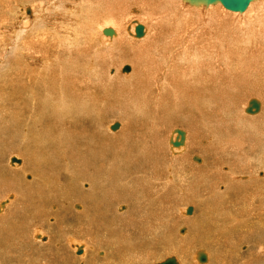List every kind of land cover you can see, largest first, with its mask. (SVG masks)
<instances>
[{"label": "bare ground", "instance_id": "1", "mask_svg": "<svg viewBox=\"0 0 264 264\" xmlns=\"http://www.w3.org/2000/svg\"><path fill=\"white\" fill-rule=\"evenodd\" d=\"M6 1L7 3L5 2L3 4V8L5 7L3 11L5 17L7 16V19L10 18L12 20V27L13 25L17 26L19 22L21 27L17 26L18 28L16 29V34L14 35V39L12 40L14 41V43H11L12 46H9L10 50H7V52L5 51L6 53L3 55V59L4 56L6 57V59H8V57L10 58L8 60L5 59L6 61L0 64V77H3L7 81L6 84H3L1 83L2 78H0V91L4 89L7 83L9 88L14 85L15 81L16 83L21 82L22 85H20V94H18L17 91L14 94L16 96V100H13V98L9 100V105L11 103H14L13 106L16 104L13 109L9 107L3 109L0 108V137H4V135H11L10 137L17 139L18 142H20V145L24 146L23 148L20 147L23 151L22 153L15 152L16 154L9 155L20 156L23 158V162L19 160L21 158L17 159L15 157H8L9 159H6V164L8 161L10 164V166H8V164L6 165L8 167V171L12 173H18L17 175L20 180L16 181L13 179L14 181H12V184L10 183L12 185V188L19 190L22 185L23 187L25 186V188L33 185L36 189L34 193H36L37 196L35 198L36 204L31 203L33 207H31L30 210H28L29 212H27V214L29 213V216L27 215L28 217L26 219V223H24V225L22 224L23 222L21 223L23 225L22 227L19 228L16 226L17 224L15 223L17 221L12 222L15 219V216L11 214L8 218L14 219H11L10 223H7L8 228H0V255H2L1 257L3 262L5 264H25L26 260L32 261V259L29 260L30 258H14L13 256L15 254L10 257L12 254L9 255L10 251L8 250V248L10 249V245L7 247L9 239H6V237L12 235L14 239L16 238V236H13V234H17L18 232H20V234L17 235L21 236L22 234L23 236L24 232L27 231V229H33L32 235L29 236L26 234L27 236H29V238H27L28 242H26L27 239L25 241L27 243L26 245H35L37 247L36 251L40 254L41 252H49L50 254L48 253V255H45V257L47 256V258L50 259L48 261H52L55 264L66 263L67 258L63 257V254H65L66 252H71V250L73 251L72 254H74L77 250L76 254L78 255L83 251V255L80 258L78 256V259H80L79 261H85V259L87 258L86 260L88 262H91L88 264H142L143 262L147 261L148 258L156 254L155 249L158 243L153 244V242H155L156 239L160 240V238L162 239L163 244L164 242H166L165 245L167 246L166 248H168V250H174V252L175 250H181L183 252L185 249L186 253L191 254L188 256L186 255L188 259L185 264H196L193 261L195 260V254L198 251L194 254L191 253L193 244H191L192 242H190L189 240L192 236L189 233H191L194 228L195 231L196 229L201 230L204 238V240H201H203L204 242L205 239H207L209 236L218 238L217 242L219 241V237L221 238V236L224 240L227 239L226 237H228L229 239L228 248L226 249V247L222 246L223 248H225L224 251H222L223 249L221 251L218 250L216 245L213 243L215 247V249H213L216 250L219 255L218 260L214 259L213 261H211V257L213 254H211L212 252L210 253L209 249V253L207 256L208 259L206 255L198 253L197 256L200 263H205L207 259L208 262L206 264H264V108L262 109L263 106L261 104V101L260 99H256L257 97H251L246 102L245 108L240 109L239 111V108H237V110L234 109L237 107L236 103L238 102H236L235 99L234 102L231 103L234 104L236 102L234 104L236 106H232L233 109H228L224 111L225 113L223 112V114L220 113V111L225 109V106L223 109H221L223 105L221 107H217L219 102L218 100L221 101L222 96L219 94L220 90L223 93L229 95V93L233 92L234 94V91H237L234 90L235 87L237 89L239 88L235 86L236 83L234 82L237 81V76L238 79H242L241 83L243 81H245V83L246 81L247 83L254 82V84L257 83L258 85H260L257 88H263L262 90H264V17L263 19L260 17V15L254 17V13L256 9H258L259 5L261 6L262 0H249L246 9L242 12H237V14H232L231 12H235L226 9L220 3V1L216 0H125L126 3L130 4L129 6L125 7L126 12H129L134 17H138L140 20H138V18L130 20V22L125 25L124 29L122 27V23L118 24V27L105 30L104 35L102 34V30L106 29V27L110 25H116H114L115 19H112L109 14L98 13L102 15L100 16L96 13L97 11H101L102 2L100 1ZM17 1H24V3L32 2L33 4L34 2L35 4L37 2L41 7L42 14V11L45 10V12L56 11L57 15L54 16L55 18L52 17L53 19H43L44 15H38V11L37 13H34V8H24L23 6L25 5L21 6ZM216 2H219L226 11L230 12H226L224 11V9L221 10L222 7L220 8L219 4H214ZM23 12L26 15L29 14L30 18L32 19L30 23L27 22L28 24H25L26 26L23 24L26 22V20L28 21V19L26 18V16L24 17ZM102 13H104V11ZM238 13L242 14L238 15ZM102 17L104 18L101 20L102 22L104 20L105 25L97 29V24L101 22V20L99 21V18ZM150 19L153 22H156L155 26L151 28L150 26L148 27V25H144L143 23H141V20L146 21ZM149 22L150 21H148V24ZM137 26H142L143 28L141 36H137L135 33V28ZM163 26L168 27H166L161 32V28H163ZM156 28H159V34L158 32H156ZM94 30L96 33L94 32ZM126 36L128 38L130 37L129 39L131 40H129ZM26 39L27 41H25ZM226 39L230 41L229 43L232 42L233 45L227 44ZM32 40H34L33 43ZM206 43H208L207 46L203 47ZM23 50H26V54L29 53L31 55H27L26 60L24 62L22 61L23 63L21 62L22 64H17L16 62L18 61V58L15 57L19 51ZM112 51L118 52L117 54H121L120 59L126 60H120V62H118L120 64L119 67H122L123 64L134 62L136 60L135 63L140 65V68L135 71L134 75L132 71L133 66H131L132 68L127 67V70L125 67H123L122 72L130 73V75H121V77L115 75L118 80L123 82L121 84H116L122 90L131 93V95L128 98L127 105L119 104L117 105L118 110H116V112H113L114 110L112 111L115 116H117L123 122V124L117 123L119 130L117 128L115 131L118 130V132L115 134H110L106 131L107 127H109V130L114 132V130H112L111 128L115 123L111 126H108L110 125L108 124L104 132L101 130L100 131L102 133L106 132L109 136H118L117 134H123L126 132L128 140H132L135 137L133 136V134L128 132L130 127L128 125L131 123L128 122L129 124L127 125L125 121L127 122V119H131V117L129 116H135V114L138 115L139 113L147 114V117L148 115H150L151 124L149 119L148 124L152 125V127L155 128L154 130L152 129L153 131L151 130V132L149 131L151 127H147L145 134L147 135V132H150L149 136L152 134V140L154 139L153 141H156L154 143L155 145L152 144L154 145L152 152L154 150L156 153L152 155L153 158L151 160L147 158H141L142 153H140L141 160H133L130 157H124L121 158L122 160H117V163L113 164L112 162L114 161H111L108 164L107 162L104 163L103 160V163L99 162L98 164L91 165L93 169V171H91L89 170L90 167L87 165V163L89 164V162L93 160H91L92 156H88V153L92 154L90 152V149L94 146L91 145V148L88 147L89 149H84V145H80L79 142L81 141V136L82 140H86L84 139L85 134H80V132L79 134H77V131H74L76 132L77 136L81 135L79 138H77L75 137L76 134L73 133V130L70 131L67 130L68 128L65 129V125V128H63L60 122H64L67 117H69L71 121L69 114H75L76 111H78L76 112V114L78 113L87 115V117H89L88 115H91L93 119L96 118L100 111V113H102L104 109L102 107L104 106H98L102 104L104 105L103 102H99L100 99L102 100V97L104 96H102L100 99H96L99 100L97 106V102H95L94 99L96 94L94 95L93 101L90 95H88V92L90 90V92L93 93L94 91H102V89H100L99 87L102 86L101 88L105 89L106 82L112 79L104 77L99 64L104 62V59L106 58V56L102 53L106 52L107 54ZM144 53L146 57L141 59L140 61V58ZM112 57H114V55ZM23 58L25 59V57ZM256 58L259 59L258 62L256 64L252 63V61ZM0 59H2V57ZM28 59L34 61L35 63L32 64L33 66L30 65L32 68L30 66L28 67V64H31V62L27 63L29 62ZM80 60L81 62H79ZM250 67L254 69H251ZM248 69H251L252 71L254 70L253 72H251L252 81L247 76H245L246 72H250L248 71ZM112 72L115 73V71ZM138 73L142 74V77L146 76V78H148H145L146 81H144L145 79L141 77V81H139L141 84L138 83L139 87H137V85L135 84L136 75H138ZM155 73H157V76ZM138 77L140 76L138 75ZM111 82L114 81L112 80ZM238 83L239 82H237V84ZM247 83L244 84L246 88ZM159 85L161 86L162 93ZM250 86L252 85L250 84ZM254 86L257 85H253V87ZM253 87H251L250 90H252ZM85 89L87 91H84ZM193 89L196 90L193 91ZM239 90L241 89L239 88ZM254 90L255 87L253 91ZM104 93L105 90L102 94H100L104 95ZM108 94L109 93L106 92L105 96ZM247 94L250 95V93ZM99 95L96 97H99ZM225 95H223L222 97L227 99L226 97H224ZM116 96H118V94ZM118 97H116V99ZM122 101L120 100V102L118 103H121ZM223 101L224 99H222L221 102L224 103ZM251 102H255L258 106V109H252L251 112H248L247 109L251 106ZM105 106L107 107L109 105L105 103ZM213 106L219 108V110L217 109L219 111V115L213 113L211 114L210 108ZM104 113L106 112L104 111ZM241 115L242 117H244V119H251V121L256 124L251 123L247 125L248 123H246V127L239 126V121L241 120L237 118H241ZM144 116L143 118H145ZM172 116L174 120L172 119ZM130 119L129 121H131ZM252 119H257V122L260 119L261 120L257 123ZM161 120H163V125H168L171 123V121L175 120V122H181L186 125L187 133L186 131H176L174 129L172 134V136L174 135V137H165V139L162 140L164 136H161ZM139 121L141 124V120H138V123ZM133 122V124H135L134 120ZM145 123L147 124V122H144V124ZM78 124L80 123L78 122ZM69 128L71 129V127ZM92 131L93 130H91V133L89 134H92ZM100 131H98L97 134H99ZM95 132L97 131H93V133ZM147 138L146 140H144V136V138L142 139L144 141H147ZM205 138L207 141H205ZM159 139H161L162 141ZM137 140H139V138ZM173 140H177L179 142H177L176 144H172L174 142ZM86 141L84 142V144L86 143ZM132 141L134 142L136 141V139ZM93 143H95V140L93 141ZM145 143L143 144L145 145ZM114 144L115 143H113L112 145L114 146ZM88 145L89 144H87V146ZM127 145L129 146V144ZM101 146L104 147L105 145ZM138 146H140V144ZM206 146L213 148L216 152H219L221 156H229L228 159L230 160L227 159L223 161L222 157L220 158L219 155L216 156V153L215 155L211 156V159H213V157L215 156L214 158L219 157L222 160V162L212 163L213 165L211 166V170L209 169L210 172L218 173L219 177L218 175H215V177L217 176V178H219L217 179V181L214 180L216 178L213 175V177H211L212 179L208 177L205 178V176L203 178L202 176L203 179L200 178L201 180H199L198 182L194 178H191L192 183L197 182L196 184H203L204 187L210 186V189H207L210 191V193L212 192V200H216L217 198L219 200H216V205L211 202V204H213L214 206L218 205L216 208L211 205L215 210L211 209V207L209 208V202L204 203L203 209L199 208V205H201V199L205 198V195H203V193L206 192L204 191L202 193V191L204 190V188L202 187L201 192L194 193V196L192 194V196L188 195L189 198L187 196L186 198L184 197L185 200H188V202L186 201L187 203H198L195 206L196 211L194 210L192 217L183 216L185 215V213L187 216L191 215L193 212L192 208L191 213H188V208H185L186 205L184 206L183 210H181L182 212L180 211L182 214V216H180L181 222L189 227L187 234H182L180 236L176 234L174 237L170 238L169 241L167 238H157L158 234L160 233H158L155 226H152V224L150 223V218L152 219V217L146 218L145 223L148 224L146 226V228H148L145 229L146 232H144L142 230V227H139V225H144V221H141L140 219L139 223L137 221L138 211L134 212L135 215L129 222L122 219L123 216L120 217L119 220L115 218V216L122 215L123 212L125 213L127 206L124 205L125 203L123 202H126V200L134 201L138 206L140 202L144 200V198H146L148 202L154 201V193L158 192V183L159 185H162L163 191H166V183L168 184V186L171 184L169 183L171 181L168 180L167 182V176L165 177V179H162L164 175L162 177L160 176L161 178H156L158 175L154 176V174L157 173L154 171V169H158V165L160 164H163L161 165L164 168L163 172L166 173L173 171V166H171L173 163H170L171 165L169 164V157L162 159L163 163L159 161V158H161L160 155L162 149L169 150L174 155H180L188 148L190 154H192V152L196 150H200L202 153L203 149H206ZM84 147L86 148V146ZM96 147L98 146H95L94 148ZM138 149L139 148H137V150ZM148 149L150 148L148 147ZM207 150L209 151V149ZM121 151L123 150H120V152ZM129 151L127 153H129ZM206 154L204 158L207 157ZM13 159L15 160L14 162ZM167 159L169 161L168 163L165 162V160ZM135 161L139 162L136 164ZM171 161L173 160L171 159ZM187 162H191L190 165L194 168H197L200 167L198 165L200 164L199 162H201V159L197 156H193L192 154L190 161L188 160ZM202 162L204 161L202 160ZM197 163L199 164L197 165ZM120 167L123 168L121 172L118 173L117 169H120ZM149 167H152V170ZM109 168H111V170L113 171L109 172ZM146 169H150L151 172L149 173L154 174H149V177L145 178L144 180L142 179L143 182L142 185L139 186L140 188L134 181L133 185H135L136 188L133 189L130 187V189H126L129 186H125L126 184H124V182L126 179L124 178L128 175L131 176V174H128L127 171L131 173L135 171L134 173L139 176L138 174H140L142 170L146 171ZM223 170H227L226 174L221 173V171ZM107 172L109 174L112 173V176L115 174L113 177H109H115L114 182H109L111 184L113 183L112 185H108V183L106 184V182H108L107 179H109L107 177ZM207 175L209 174L207 173ZM178 176L179 175H177V178L179 180ZM60 177L62 178V180H60ZM2 179L4 178L2 177ZM210 179L212 180L211 182H209ZM109 181L111 180L109 179ZM116 183L122 186V189L116 188L118 190H115L113 185ZM3 186L7 187V185L4 184ZM123 186H125L126 188H124ZM20 190L23 191L22 188ZM145 190L147 192H153V195L147 198L142 192ZM190 191L192 192L193 189H191ZM21 196L24 197L20 192H16L12 193L11 195H7L6 198L4 197L5 199L2 198V200H0V215L3 214L0 216V219L6 217L7 211L11 207L10 205L13 203V201L11 200H16L17 197ZM206 200L208 201V198ZM56 201H60L59 206L61 207H63L64 202L68 203H66L65 206L68 207L67 211L70 212V217L73 218V220L69 222L68 226H71L80 232L74 234L73 236H77L78 238L79 236H83V240H85L84 238H87V240L85 241L88 242L85 243L82 241V238L80 240V238H73L71 235L63 236L60 228L57 229V234L54 233V235H50L49 240L47 241L46 239L45 241V238H42V231L39 227H35L34 225L31 228V225L35 222L42 221V215L43 213H46L47 208H51V210H55L58 208V206H56L57 204L54 205ZM74 202H79L80 204H83V206L77 205ZM8 204L10 205L7 207ZM162 207L164 208V206ZM157 215L155 214V216ZM155 218L156 217H154V219ZM23 219L25 220V218ZM60 220L66 223L65 218H61ZM74 224L77 226L74 227ZM78 225H81V227H79ZM191 225L193 228L191 227ZM156 226L158 227L157 224ZM47 230H49V228ZM52 230L55 231V228H52ZM39 232L41 235L33 238L35 234H39ZM205 232L208 236L205 234ZM195 234L196 233H194V236ZM145 237L148 238V243L146 242L145 244L142 241H138L139 238L144 239ZM62 238L64 239L61 240ZM207 240L210 241V239ZM200 241L198 243H200ZM20 242L11 245V247L16 246V250L14 249L16 254L18 253L17 247L20 249ZM150 242L153 244V246L152 244H150ZM90 243H94L97 246H95L94 248L90 245ZM246 243H253V246L251 248H247ZM81 244L84 245L81 246ZM158 245H161V243ZM194 247L195 246H193V248ZM203 247H207V245ZM29 248L31 249V247ZM196 248H198V246ZM208 248L209 245L207 249ZM25 250L27 251L28 249ZM214 250L213 253H216ZM50 251H53L54 253H51ZM13 252L14 251L12 250V253ZM32 252H34V250ZM37 252V257H39L40 254ZM5 254H8L9 257ZM31 254L32 256L35 255V253ZM202 256L203 261L200 260V257ZM170 257H174L176 263L180 264V261L177 258L179 257L178 255L177 257H175V255ZM42 258H40L39 260L47 261V258ZM189 258H192V263L189 261ZM35 259L38 258L35 257ZM164 260L165 259H163V261Z\"/></svg>", "mask_w": 264, "mask_h": 264}, {"label": "rangeland", "instance_id": "2", "mask_svg": "<svg viewBox=\"0 0 264 264\" xmlns=\"http://www.w3.org/2000/svg\"><path fill=\"white\" fill-rule=\"evenodd\" d=\"M95 1H100V2H102L101 3V5H102V8H101V11H97L96 13L98 14V13H100V14H109V16H111L112 17V19H115V22H114V25H116V26H112V25H110V26H108V27H106V29H104V30H102V34L104 35V31L105 30H107V29H113V28H115V27H118V24H121L122 23V27H123V29H124V27H125V25H127L129 22H130V20H132V19H137L138 17H134V16H132V14H130L129 12H126V9H125V7H127V6H129L130 4H128V3H126V1L125 0H95ZM7 3V1L6 0H0V58L2 57V59H0V64L1 63H4L6 60H8L10 57H8V59H6V57L4 56V59H3V55L7 52V50H10V47L12 46V42L14 43V41H12L13 39H14V35L16 34V29L20 26V22L17 24V26L15 25H13V27L11 26V24L13 23L12 22V20L10 19V18H8L7 19V16L5 17V15H4V8H3V4L4 3ZM18 3H19V5H25V6H23L24 8H26V7H30V8H34L33 9V11H35L34 13H37V11H38V15L40 14V15H44L43 16V19L44 18H47V19H53V18H55L54 16H56L57 15V13H56V11L54 12H52V11H46L45 12V10L44 11H42L43 12V14L41 13V7L39 6V3H37L36 2V4H35V2H34V4L32 3H30V2H27V3H24V1H22V2H20V1H17ZM214 4H219L220 5V8H221V10H223L224 9V11H226L225 10V8H223V6L219 3V2H216V3H214ZM214 4H211V5H214ZM263 4V5H262ZM105 5V6H104ZM218 5V6H219ZM33 6V7H32ZM264 0H262V2H261V6L259 5V7H261V8H259L258 7V9H256V11H255V13H254V17H257V16H259L260 15V17L263 19V17H264ZM2 8V9H1ZM113 8V9H112ZM31 9V10H32ZM104 11V13H102ZM123 11H125V12H123ZM50 12H52V13H50ZM226 12H230V11H226ZM3 13V14H2ZM54 13H56V14H54ZM128 13V14H127ZM232 14H237V12H235V13H233V12H231ZM257 13V14H256ZM54 14V15H53ZM100 14H98V15H100ZM127 14V15H126ZM240 14H242V13H238V15H240ZM23 15H24V17L26 16V18L28 19V21L26 20V22L23 24V25H27L28 23H30L31 21H32V19L30 18V15L29 14H24V12H23ZM29 15V16H28ZM38 15H36V16H38ZM46 15V16H45ZM100 16H102V15H100ZM250 16V15H249ZM49 17V18H48ZM53 17V18H52ZM119 17V18H118ZM243 17H244V13H243ZM104 17H102V18H99V21L101 20V19H103ZM118 18V19H117ZM248 18V17H247ZM117 19V20H116ZM2 20V21H1ZM138 20H140L139 18H138ZM224 20H226V19H224ZM9 21H10V23H9ZM117 21V22H116ZM148 21H150L149 22V24H148ZM28 22V23H27ZM8 23V24H7ZM22 23V22H21ZM117 23V24H116ZM124 23V24H123ZM141 23H143L144 25H148V27L150 26V28L151 27H153V26H155V24H156V22L154 21H152L151 19L150 20H146V21H142L141 20ZM151 23V24H150ZM23 25H22V27H23ZM25 25V26H26ZM103 25H105V23H104V20H103V22H102V20H101V22H99L98 24H97V29L98 28H100L101 26H103ZM11 26V27H10ZM24 26V27H25ZM16 27V28H15ZM21 27V26H20ZM166 27H168V26H166ZM165 26H163V28H161V32L166 28ZM159 28H156V32H158V34H159ZM14 31V32H13ZM94 32H95V30H94ZM126 32V31H125ZM96 33V32H95ZM13 35V36H12ZM107 36H110V35H107ZM13 37V38H12ZM127 37V36H126ZM128 38V37H127ZM130 38V37H129ZM128 38V39H129ZM133 38V37H132ZM134 39V38H133ZM35 40V39H34ZM34 40H32V43L34 42ZM129 40H131V39H129ZM135 40V39H134ZM25 41H27V39L25 40ZM226 41H227V44H230V45H233L232 44V42L231 43H229L230 41L228 40V39H226ZM128 42V41H127ZM7 46H6V45ZM207 44L208 43H206V44H204V46L203 47H205V46H207ZM4 45V46H3ZM10 46V47H9ZM5 47V48H4ZM1 49H3V50H1ZM5 49V50H4ZM4 51V52H3ZM6 51V52H5ZM113 52V53H112ZM112 52H109V53H107L106 54V52H103L102 54L103 55H105L106 56V58L104 59V62H102V63H99L98 61V63L100 64V69L102 70V73L104 74V77H108V78H112L111 80H109V81H107L106 82V84H105V89H103V88H101V87H99L100 89H102V91L100 90V92L99 91H97V92H95L94 91V93L93 92H88V95H90V97H91V99L94 101V99H95V102H97L96 104H97V106H98V101L99 100H96V99H100L102 96H104V97H106V98H104V97H102L103 99L101 100L100 99V103L101 102H103L104 103V105L102 104V105H99L98 107H102V106H104V107H102V108H104L103 109V111H102V113H98V115L97 116H99V117H97L96 116V118H94L93 119V117L91 116V115H88L89 117H87V115H82V114H76V112H78V111H76L75 112V114H73V113H70L69 115H70V118H71V121H70V119H69V117H67V119H66V117H65V119L66 120H64V122L65 121H67V122H69V123H67V122H65V124H64V122H60V124H62V127L63 128H65V129H67V130H73V133L74 134H76V132H74V131H77V134H79V132H80V134L81 133H84L85 134V138L84 139H86L85 141H86V143L87 144H89L88 146H87V144L85 143L84 144V140H82V136L81 135H78L77 136V134L75 135V137H77V138H79L80 136V138H81V141L79 142V144L81 145H84V146H86V148L83 146V148L84 149H87L88 147L89 148H91V145H93L94 147L95 146H98V147H96V148H94L93 146V148L95 149V151H94V149L93 148H91L90 149V152L92 153V154H90V153H88L87 155L88 156H92L91 157V160H93V161H90L89 162V164L87 163V165L90 167V169L89 170H91V171H93V169H92V167H91V165H93V164H98L99 162L100 163H103V160H104V163H110L111 161H114V162H112V164L113 163H117V160H120L121 158H124V157H130V158H132L133 160H141V158H147V159H149V160H151L152 158H153V154H155L156 152L153 150V152H152V149H153V146L155 145L154 143L156 142H154L153 140H152V138H153V136H152V134L149 136V134H150V132L148 133L147 132V135L145 134V132H146V129H147V127H151V129L149 130V131H151L152 129L154 130V128L155 127H152V125H150L151 124V121H150V115H148V117H147V114H141V113H139L138 115L137 114H135V116L134 115H132V116H129V117H131V121H129V119H127L128 121L126 122L125 121V123L128 125L129 123H131V124H129L128 126H130L129 127V131L128 132H130L131 134H133V136L135 137H133L134 139H132V140H135L136 139V141H132V140H128V138H127V135H126V132L125 133H123V134H117L118 136H109L106 132V134L105 133H102L101 131H105V128H106V126L108 125V124H110V125H108V126H111V125H113L114 123H122L123 124V122L121 121V119H119L117 116H115V114L113 113V112H116V110H118L117 109V105H119V104H126L127 105V103H128V98L130 97V95H131V93H128V92H126L125 90H122L116 83H123L122 81H120V80H118L116 77H115V75H117V76H120L121 77V75L122 76H129L130 75V73H124V72H122V69H123V67H130V68H132L131 66H133V68H132V71H133V74L135 75V71H137L139 68H140V65H138L137 63H135L136 62V60L134 61V62H128L127 64H123L122 65V67H119V63L118 62H120V60L121 61H124L125 59H120L121 58V54L119 55V54H117L118 52H114V51H112ZM20 53H23V54H20ZM17 54V53H16ZM101 54V55H102ZM27 55H31V54H26V50H23V51H19L18 52V54L16 55V57L15 58H18V61L16 62L17 64H22L25 60H26V58H27ZM114 55V57H112ZM144 55V56H143ZM142 56H141V58H140V61H141V59H143V58H145L146 57V55H145V53L143 54ZM109 56V57H108ZM23 57H25V59L23 58ZM107 58H109V59H107ZM6 59V60H5ZM19 59H20V61H19ZM113 59V60H112ZM112 60V61H111ZM258 60L259 59H255V60H253L252 61V63H257L258 62ZM23 61V62H22ZM28 61L29 62H27V63H30L31 62V64H28V67L31 65V66H33L32 64H35L34 63V61H32V60H29L28 59ZM126 61V60H125ZM22 62V63H21ZM33 62V63H32ZM79 62H81V60L79 61ZM111 62V63H110ZM144 62V61H143ZM137 64V65H136ZM128 65V66H127ZM135 65H136V67H135ZM30 66V67H31ZM32 68V67H31ZM137 68V69H136ZM251 68V67H250ZM30 69V68H29ZM110 69H113V70H110ZM115 69V70H114ZM121 69V70H120ZM251 69H254V68H251ZM251 69H248V71H250V72H246V75L245 76H247L251 81H252V77H251V72H253ZM161 70V69H160ZM112 71H115V73L114 72H112ZM111 72V73H110ZM141 72H142V70H141ZM109 74V75H108ZM144 74V73H143ZM156 74V76H157V73H155ZM133 75V76H134ZM138 75L140 76V77H138ZM138 75H136V79H135V84L137 85V87H139L138 85V83H140L139 81H141V77H142V74H139L138 73ZM160 77V76H159ZM0 78H2L1 79V83H3V84H6V79H4L3 77H0ZM131 78H132V75H131ZM142 78H146V76H143ZM150 78H151V75H150ZM150 78H149V80H150ZM138 79V80H137ZM140 79V80H139ZM146 79H148V78H146ZM146 79L144 80V81H146ZM114 81V82H111V81ZM143 80V79H142ZM237 81H234L236 84H235V86H237V87H239L241 90H239V88L237 89L236 87H235V89L234 90H237L236 92L234 91V94H233V92H231V93H229V95L228 94H226V93H223L221 90L219 91V94L220 95H225L224 97H226L227 99H225V98H223L222 96H221V101H222V99H224V103H222L220 100H218L219 102H218V105H217V107H221L222 105V107H221V109H223L224 108V106H225V109H223L222 111H220V113H222L223 114V112L224 111H226V110H230V109H233V107H235L236 105H237V107L236 108H234V109H236L237 110V108H239L238 109V111L240 110V109H244L245 108V106H246V102L251 98V97H257L256 99H260V101H261V104H262V109L264 108V90H262L263 88H257L258 86H260V85H258L257 83H255L254 84V82L253 83H247V81H246V83H247V88H246V86L244 85V84H246L245 83V81H243L242 83H241V81H242V79L240 80V78L238 79V76H237V79H236ZM239 80V81H238ZM3 81V82H2ZM158 81H159V79H158ZM110 82H111V84H110ZM237 82H239L238 84H237ZM124 83H127V82H124ZM116 84V85H115ZM134 84V85H135ZM141 84V83H140ZM250 84L252 85V86H250ZM20 85H22V83L21 82H17L16 83V81H15V83H14V85L11 87V88H9V86H8V83H7V85L4 87V89H2L1 91H0V104H4V105H0V108H7V107H9V108H11V109H13V107L16 105H14L13 106V104L14 103H11L10 105H9V100L11 99V98H13V100H16V96L14 95L15 93H16V91H17V93L18 94H20V91H21V89H20ZM253 85H257V86H254L255 87V90L253 91V89H254V87H253ZM17 86V87H16ZM243 86V87H242ZM249 86H250V88H249ZM87 87V86H86ZM159 87H160V90H161V86L159 85ZM251 87H253L252 88V90H250L251 89ZM249 88V89H248ZM257 88V89H256ZM243 89V90H242ZM260 89V90H259ZM104 90H105V93H104V95H101L103 92H104ZM136 90V89H135ZM196 89H193V91H195ZM245 90V91H244ZM84 91H87L86 89L84 90ZM244 91V92H243ZM246 91H247V93H250V95L249 94H247L246 93ZM252 91V92H251ZM106 92H108L109 94L108 95H106L105 96V94H106ZM239 92V93H238ZM241 92V93H240ZM101 93V94H100ZM161 93H162V90H161ZM243 93V94H242ZM4 94V95H3ZM96 94V96H98L99 94V97H96L95 96V98H94V95ZM118 94V96H116ZM155 94H156V89H155ZM242 94V95H241ZM238 95V96H237ZM235 98H234V97ZM2 97V98H1ZM113 97V98H112ZM116 97H118L117 99H116ZM94 98V99H93ZM104 99H105V101H104ZM148 99V98H147ZM229 99H231V100H229ZM234 99H235V101L237 102H235L236 103V105H234L233 103H231V102H234ZM120 100L122 101L121 103H118V102H120ZM225 100H227V101H225ZM18 101H19V99H18ZM12 102H14V101H12ZM95 102H92V103H95ZM231 103V105H230V103ZM245 102V103H244ZM99 103V104H100ZM105 103L106 104H108L109 106H105ZM222 103V104H221ZM227 104H229V105H227ZM240 104V105H239ZM112 105V106H111ZM227 105V106H226ZM114 106V107H113ZM229 106H231V107H229ZM233 106V107H232ZM239 106V107H238ZM120 107H121V105H120ZM214 107V106H213ZM213 107H211L210 108V112H211V114L213 113V114H218L219 115V108H217L216 106L214 107V109H213ZM101 108V109H102ZM107 108V109H106ZM216 108V109H215ZM106 109V110H105ZM218 109V110H217ZM15 110V109H14ZM108 110V111H107ZM114 110V111H113ZM216 110V111H215ZM235 110V111H236ZM104 111L106 112V113H104ZM113 111V112H112ZM215 111V112H214ZM231 111H234V110H231ZM110 112V113H109ZM225 113V112H224ZM261 113H262V110H261ZM72 115V116H71ZM75 115V116H74ZM80 115V116H79ZM114 115V116H113ZM137 115V116H136ZM144 115H146V116H144L145 118H143V116ZM77 116H78V118H77ZM85 116V117H84ZM101 116V117H100ZM263 116H264V114H263ZM73 117V118H72ZM87 117V118H86ZM138 117V118H137ZM147 117V118H146ZM118 118V119H117ZM128 118V117H127ZM134 118V119H133ZM242 118H243V120H242ZM84 119V120H83ZM90 119V120H89ZM101 119V120H100ZM148 119H149V121H150V124H148L149 123V121H148ZM168 119H169V117H168ZM172 119H173V116H172ZM237 119H239V120H241V121H239V123H240V125L239 126H245L246 127V123H248L247 125H249V124H251V123H254V122H252L251 121V119H244V117H242V115H241V118L239 117V118H237ZM74 120H75V122H74ZM77 120V121H76ZM133 120L135 121V124H133L134 122H133ZM138 120H141V124H140V121H139V123H138ZM170 120H171V118H170ZM174 120V119H173ZM252 120H254L255 122H257L256 120L257 119H252ZM259 120V119H258ZM261 120V119H260ZM259 120V121H260ZM81 121V122H80ZM85 121V122H84ZM92 121V122H91ZM99 121V122H98ZM162 121L163 120H161V122H160V125H161V136L163 137L162 138V140H164L165 139V137H167V138H169V137H174V135L172 136V134H173V130L175 129L176 131H183V132H185L186 131V133H187V128H186V125L185 124H183V123H181V122H175V121H171V123L170 124H168V125H163V123H162ZM258 121V122H259ZM74 122V123H73ZM76 122H77V124H76ZM78 122L81 124H78ZM95 122H98V123H95ZM129 122V123H128ZM144 122H147V124L145 123L144 124ZM215 122V121H214ZM242 122H243V124H242ZM257 122V123H258ZM84 123V124H83ZM90 125H89V124ZM136 123H137V125H136ZM175 123V124H174ZM245 123V124H244ZM70 124H72V125H70ZM74 124H76V125H74ZM94 124H96V125H93ZM122 124H120V125H122ZM254 124H256V123H254ZM64 125H65V127H64ZM81 126V127H79V126ZM86 125V126H85ZM88 125V126H87ZM103 127H102V126ZM144 125V126H143ZM179 125V126H178ZM183 125V126H182ZM74 126V127H73ZM101 126V127H100ZM140 126V127H139ZM146 126V127H145ZM69 127H71V129L69 128ZM91 127H95V128H91ZM82 130H81V129ZM85 128V129H84ZM101 128V129H100ZM132 128V129H131ZM136 128V129H135ZM140 128V129H139ZM145 130H144V129ZM90 129V130H89ZM96 129V130H95ZM103 129V130H102ZM110 128L109 127H107V132L108 133H110V134H115V133H117L118 132V130H119V128H118V130L117 131H110L109 130ZM149 129V128H148ZM177 129H179V130H177ZM185 129V130H184ZM85 130V131H84ZM91 130H93V131H97V132H95V133H93V131H92V134L94 135V134H96V135H92V134H89V133H91ZM101 130V131H100ZM152 130V131H153ZM84 131V132H83ZM98 131H100L99 132V134H97L98 133ZM148 131V130H147ZM151 131V132H152ZM143 132V133H142ZM89 134V135H88ZM106 135V136H104V135ZM134 134H137V135H134ZM140 136H139V135ZM142 134V135H141ZM88 135V136H87ZM11 135H4V137L3 136H1L0 137V164H2V165H0V173H2V174H0V186H1V188H0V200H2V198L3 199H5L6 197H7V195H11L12 193H16V192H20L21 194H23V196L24 197H17L16 198V200H11V201H13V203L10 205V204H8L7 205V207L10 205L11 207V209L9 208L8 209V211H7V215H6V217L4 218H2V219H0L1 221H0V228H5V227H7L8 228V224L7 223H10V221H11V219L12 218H8L9 217V215H11V214H13V216H15V219L12 221V222H16L15 224H17L16 226L17 227H22L23 225H24V223H26V219H27V217L29 216V213L27 214V212H29L28 210H30V208L31 207H33V205L32 204H36V200H35V198H36V193H34L35 191H36V189H35V187L32 185V186H28L27 188H25V186L23 187V185L20 187V189L22 188L23 189V191L22 190H20L19 188V190H17V189H14V188H12V181H14V180H19V177H18V173H12V172H9L8 171V167L6 166L7 164H8V166H10V164H9V161L7 162V164H6V159L9 157V158H12V157H15V158H17V159H19V158H21V159H19V160H23V158L22 157H20V156H17V155H11V156H9L10 154H16V153H22L23 151H22V149L21 148H23L24 146L23 145H20V142H18V140L17 139H14V138H12V137H10ZM96 136H98V137H96ZM100 136V137H99ZM143 136V137H142ZM144 136H145V139L144 140H146V138H147V141H148V143H147V141H144L142 138H144ZM114 137V138H113ZM151 139H150V138ZM93 138V139H92ZM111 138H113V139H111ZM115 138H119V139H115ZM126 138H127V140H128V142H127V140H126ZM139 138V140H137ZM89 139V140H88ZM97 139V140H96ZM130 139V138H129ZM141 139H142V141H141ZM9 140V141H8ZM16 140V141H15ZM95 140V143H93V141ZM100 140V141H99ZM105 140V141H104ZM151 140V141H150ZM159 140H161V139H159ZM161 140V141H162ZM15 141V142H14ZM89 141V142H88ZM97 141H98V143H97ZM104 141V142H103ZM107 141V142H106ZM120 141H121V144H120ZM125 141V142H124ZM132 141V142H131ZM141 141V142H140ZM152 141H153V143H152ZM174 141V142H173ZM172 142V144H176L177 142H179V141H177V140H173ZM205 141H207L206 140V138H205ZM100 142V143H99ZM103 142V143H102ZM117 142V143H116ZM119 142V143H118ZM131 142V143H130ZM138 142V143H137ZM140 142V143H139ZM146 142V143H145ZM151 142V143H150ZM91 143V144H90ZM102 143V144H101ZM106 143V144H105ZM113 143H115L114 144V146L112 145ZM125 143H127V144H129V146L127 145V144H125ZM133 143H134V145H135V147H134V145H133ZM143 143H145V145L147 144H151V145H144ZM9 144V145H8ZM95 144V145H94ZM97 144V145H96ZM107 145L105 148L104 147H102L101 145ZM119 144H120V146H121V148H120V146H119ZM137 144V145H136ZM140 144V146H138ZM143 144V145H142ZM152 144H154V145H152ZM20 145V146H19ZM133 147H132V146ZM8 146H10V147H8ZM13 146V147H12ZM19 146V147H18ZM40 146H42V145H40ZM101 146V147H100ZM113 146V147H112ZM124 146V147H123ZM174 146V145H173ZM15 147H17V148H15ZM21 147V148H20ZM128 147H130V148H128ZM139 148L138 150H137V148ZM145 147H146V149H145ZM148 147L150 148V149H148ZM201 147V146H200ZM88 148V149H89ZM102 148V149H101ZM114 148V149H113ZM133 148V149H132ZM141 148V149H140ZM12 149V150H11ZM16 149H18V150H16ZM99 149H100V151H99ZM104 149V150H103ZM207 149H209V151L207 150ZM212 149L213 148H211V147H207L206 146V149H203V151H202V153H201V151L200 150H196V151H194V152H192V154H193V156H197L198 158H200L201 159V162H199V163H197V165L198 166H200V167H197V168H194V167H192L190 164H191V162H187L188 160L190 161V158H191V156H192V154H190V151H189V148L187 149V150H185L182 154H180V155H174V154H172L169 150H166V149H162L161 150V158H159V161L161 162V163H163V161H162V159H164V158H168L169 159V161H168V159L167 160H165V162H169V164L170 163H173L171 166H173V171H171V172H163V167L161 166V165H163V164H160V165H158V169H154V171L155 172H157V173H153L154 174V176H157L156 178H161L163 175V178L162 179H165V177L167 176V182H168V180L169 181H171V182H169V183H171L169 186H168V184L166 183V191H163V187H162V185H159V183H158V187H157V193H154V195H155V199H154V201H147V199L146 198H144V200H142L143 201V203H142V201L140 202V204H139V206L138 205H136L137 203H135L134 201H130V200H126V202H123V203H125L124 205H126L127 206V209H126V211H125V213L123 212V211H121V212H123L122 213V215H119V216H115V218L117 219V220H119V218L120 217H122V219H124L125 221L127 220V222H129V221H131V219L134 217V215H135V213L134 212H136V211H138V219H137V221H138V223H139V219L142 221H144L143 222V224L144 225H139V227H142V230L144 231V232H146V230L145 229H147L146 228V226L148 225L147 223H145V220H146V218L147 217H152V219L150 218V223L152 224V226H155V228L157 229V232L158 233H160V234H158V237L157 238H159V237H163V238H167L168 239V241L170 240V238H172V237H174L176 234L178 235V236H180V235H182V234H187V232H188V229H189V227L186 225V224H184L183 222H181V217L180 216H182V214H181V210H183V208H184V206H185V208L187 209V208H192V210H193V212H192V214L191 215H186V213H185V215H183L184 217H192L193 216V213H194V210L196 209V205L198 204L197 202H189V203H187L188 202V200H185V198H186V196L189 198V196H192V194H193V196H194V193H198V192H201V187L202 188H204V190L202 191V193L204 192V191H206V192H204L203 193V195H205L203 198L204 199H201V205H199V206H197V207H199V208H201V209H203V206H204V203L205 202H209V208L211 207V209H214V208H216L217 206H214V205H216L215 203H216V200L218 199H216V200H212V192L210 193V191L208 190V189H210V186H205L204 187V185L203 184H196L199 180H201L200 178H202V176H203V178H204V176H205V178L206 177H208V178H211V177H215V175H218V173H215V172H210V170H211V166L213 165L212 163H217V162H222V160L224 161V160H227L228 159V157L226 158L225 156H221V154L219 153V152H216L214 149H213V152H212ZM32 150H33V148H32ZM93 150V151H92ZM107 150H109V151H107ZM120 150H123V151H121L120 152ZM130 150V151H129ZM134 150H136V151H134ZM139 150H141V151H139ZM143 150V151H142ZM148 151V152H145V151ZM211 150V151H210ZM18 151V152H17ZM99 151V152H98ZM105 152V153H103V152ZM125 151V152H124ZM129 151V153H127ZM151 151V152H150ZM207 151H208V153H207ZM16 152V153H15ZM133 152V153H132ZM135 152V153H134ZM143 152H144V155H143ZM126 153V154H125ZM138 153H139V156H138ZM140 153H142V156H141V154ZM145 153H147V154H145ZM151 153V154H150ZM185 153V154H184ZM207 153V154H206ZM211 153V154H210ZM213 153V154H212ZM215 153H216V156H218L219 155V157L221 158L222 157V160L219 158V157H216V158H218V159H216V158H214L213 157V159H211L212 157L211 156H213V155H215ZM103 154V155H102ZM134 154V155H133ZM205 154H206V158H204L205 157ZM209 154H210V157H209ZM28 155V154H27ZM98 155V156H97ZM117 155V156H116ZM127 155H129V156H127ZM95 156H97V157H95ZM112 156V157H111ZM137 156V157H136ZM140 156H141V158H140ZM150 156H152V157H150ZM171 156H172V158H171ZM177 156H178V158H177ZM114 157V158H113ZM116 157V158H115ZM226 159H225V158ZM8 158V159H9ZM100 158V159H99ZM173 160V161H171V159ZM203 158V159H202ZM210 158V159H209ZM106 159V160H105ZM110 159V160H109ZM116 159V160H115ZM208 159V160H207ZM215 159V160H214ZM122 160V159H121ZM192 160V159H191ZM202 160L204 161V162H202ZM209 160H211V161H209ZM216 160H218V161H216ZM228 160H230V159H228ZM23 162V161H22ZM91 162H93V163H91ZM139 161H135V163L137 164ZM207 162V163H206ZM83 163H84V161H83ZM23 164V163H22ZM86 164V163H85ZM107 164V165H108ZM178 164H179V167H178ZM182 164V165H181ZM196 164V163H195ZM190 165V166H189ZM4 166V167H3ZM160 166V167H159ZM180 166H181V168H180ZM185 166V167H184ZM189 166V167H188ZM3 167V168H2ZM109 167H111V166H109ZM162 167V168H161ZM122 168L123 167H120V169H117V171H118V173L119 172H121V170H122ZM151 170H152V167H149ZM162 170H161V169ZM170 168V167H169ZM5 169V170H4ZM134 169H135V167H134ZM133 169V170H134ZM150 169H146V171H144V170H142V172L140 173V174H138L139 176H137V174L136 173H134L135 171H133V170H131V171H133L132 173L131 172H128L127 171V173L128 174H131V176H133V177H131L130 175H128V176H125V178L124 179H126L125 180V182H124V184H126L125 186L126 187H128V188H126L125 186H123L124 188H126V189H130V187L131 188H133V189H135L136 188V186L135 185H133L134 184V181H135V183H136V185L139 187V186H141L142 185V182H143V180L145 179V178H147V177H149L150 175L149 174H151V173H149V172H151V170ZM210 169V170H209ZM109 170V172H112L113 170H111V168H109L108 169ZM157 170V171H156ZM161 170V171H160ZM200 170V171H199ZM202 170V171H201ZM208 170V171H207ZM116 171V172H117ZM8 172V173H7ZM190 174H189V173ZM196 172V173H195ZM203 172V173H202ZM210 172V173H209ZM226 172H227V170H223V171H221V173L222 174H226ZM6 173V174H5ZM134 173V174H133ZM160 173V174H159ZM176 173H178V174H176ZM192 173H193V175H192ZM207 173L209 174V175H207ZM215 173V174H214ZM13 174V175H12ZM107 174H108V178L109 177H113L112 176V173H108L107 172ZM106 174V175H107ZM153 174H151V175H153ZM184 174V175H183ZM203 174V175H202ZM111 175V176H110ZM127 175V174H126ZM136 175V176H135ZM142 175V176H141ZM146 175V176H145ZM148 175V176H147ZM177 175H179L178 177H179V180H178V178H177ZM213 175V176H212ZM6 176V177H5ZM9 176V177H8ZM11 176V177H10ZM17 176V177H16ZM130 176V177H129ZM161 176V177H160ZM2 177L5 179H2ZM17 179H16V178ZM106 177V176H105ZM106 177V178H107ZM128 177V178H127ZM218 177H219V175H218ZM61 178V177H60ZM59 178V179H60ZM132 178H133V180H132ZM137 178V179H136ZM170 178H171V180H170ZM191 178H194L197 182L196 183H192V181H191ZM202 178V179H203ZM216 179H214V180H216L217 181V179H219V178H217V176L215 177ZM14 179V180H13ZM109 179L111 180V181H109ZM109 179H107L108 180V182H106V184L108 183V185L109 184H111V183H109V182H114L115 180V177L114 178H109ZM143 179V180H142ZM183 179H185V180H183ZM190 179V180H189ZM212 179V178H211ZM210 179V181L209 182H211L212 180ZM60 180H62V178L60 179ZM131 180V181H130ZM177 180V181H176ZM4 181V182H3ZM9 181V182H8ZM20 181V180H19ZM172 181H174V182H172ZM184 181V182H183ZM191 181V182H190ZM2 182V183H1ZM129 182H131V183H129ZM140 184H139V183ZM208 182V181H207ZM208 182V183H209ZM11 183V184H10ZM13 183H15V182H13ZM184 183H185V186H184ZM3 184L4 185H7V187L6 186H3ZM113 184V183H112ZM111 184V185H112ZM124 184H122V185H124ZM139 184V185H138ZM193 186H192V185ZM84 185H88V184H84ZM107 185V186H108ZM128 185V186H127ZM187 185V186H186ZM190 187H189V186ZM200 185V186H199ZM118 186H120L118 183H116V184H114L113 185V187L115 188V190H118V189H122L121 187L122 186H120V187H118ZM135 186V187H134ZM196 186V187H195ZM198 186V187H197ZM185 187H186V190H185ZM192 187H195V188H192ZM17 188V187H16ZM26 190H25V189ZM33 188V189H32ZM85 188V187H84ZM116 188H118V189H116ZM140 188V187H139ZM188 188H189V190H188ZM193 189V191L191 192L190 190L191 189ZM208 188V189H207ZM35 189V190H34ZM180 189V190H179ZM195 189V190H194ZM222 189V188H221ZM161 190H162V193H161ZM12 191V192H11ZM31 191H32V193H31ZM23 192V193H22ZM25 192V193H24ZM136 192V191H135ZM143 193H144V195L147 197V198H149V196H151V195H153V192H147L146 190L145 191H142ZM146 192V193H145ZM168 192V193H167ZM188 192V193H187ZM190 192V193H189ZM30 193H31V195H30ZM152 193V194H151ZM206 193V194H205ZM150 194V195H149ZM199 194H201V193H199ZM210 194V195H209ZM189 195V196H188ZM29 196V197H28ZM209 196V197H208ZM5 197V198H4ZM185 197V198H184ZM212 197V198H211ZM28 198H30V199H28ZM208 198V201L206 200ZM210 198V199H209ZM32 199V200H31ZM22 200V201H21ZM147 202H146V201ZM206 200V201H205ZM212 200V201H211ZM219 200V199H218ZM221 200V199H220ZM128 201V202H127ZM187 201V202H186ZM191 201V200H190ZM213 201H215V202H213ZM21 202H23V203H21ZM131 202V203H130ZM157 202H158V204H157ZM211 202L214 204H211ZM218 202H220V201H218ZM32 203V204H31ZM67 202H64L63 204V207H61V206H59L60 205V201L58 202V201H56V203L54 204V205H56V206H58V208L57 209H52L51 210V208H47V210H46V213H43V215H42V221H40V222H35L34 224H32L31 225V228L35 225V227H39L40 229H41V234L43 235V237L42 238H45V241H46V239H47V241L49 240V237H50V235H54V233H56L57 234V229L58 228H60L61 229V231H62V233H63V236H65V235H68V236H72L73 238H77V239H79L80 238V240H81V238H82V241L83 242H88V241H85V240H87V238H84L85 240H83V236L82 237H80L79 236V238L77 237V236H73L74 234H76V233H80L78 230H76L75 228H73V227H71V226H68L69 225V222L71 221V220H73V218L72 217H70V212H68L67 210H68V207L67 206H65V204H66ZM75 203V202H74ZM73 203V204H74ZM149 203V204H148ZM152 203V204H151ZM155 203V204H154ZM68 204V203H67ZM75 204H77V205H80V206H83V204H80L79 202H76ZM131 204H132V206H131ZM145 204V205H144ZM147 204H148V206H147ZM157 204V205H156ZM160 204H161V206H160ZM218 204V203H217ZM25 205V206H24ZM29 205H30V207H29ZM32 205V206H31ZM123 205V204H122ZM152 205V206H151ZM211 205H213L214 206V208L211 206ZM26 206H27V208H26ZM69 206V205H68ZM162 206H164V208L162 207ZM6 207V208H7ZM122 207V206H121ZM125 207V206H124ZM132 207V208H131ZM145 207V208H144ZM148 209H147V208ZM159 207V208H158ZM162 207V208H161ZM67 208V209H66ZM133 209V210H132ZM136 209H138V210H136ZM140 209V210H139ZM161 209H162V211H161ZM165 209V210H164ZM168 209V210H167ZM20 210V211H19ZM24 210V211H23ZM154 210V211H153ZM164 210V211H163ZM215 210V209H214ZM26 211V212H25ZM133 211V212H132ZM149 211V212H148ZM150 211H152V212H150ZM167 211V212H166ZM181 211V212H180ZM196 211V210H195ZM210 211H212V210H210ZM176 212H177V214H176ZM9 213V214H8ZM16 213V214H15ZM163 213V214H162ZM168 214V216H167V214ZM24 214H26V215H24ZM38 214H39V211H38ZM148 214V215H147ZM154 216H153V215ZM155 214L157 215V216H155ZM213 214V213H212ZM1 215H3V214H1ZM0 215V216H1ZM24 215V216H23ZM28 215V216H27ZM150 215V216H149ZM166 217H165V216ZM126 216V217H125ZM145 216V217H144ZM213 216V215H212ZM129 219H128V218ZM140 217H142V218H140ZM154 217H156L155 219H154ZM159 217H160V220H159ZM164 217V218H163ZM23 218H25V220L23 219ZM61 218H65V221H66V223L64 222V221H61L60 219ZM72 218V219H71ZM23 221H22V220ZM159 221H158V220ZM162 219V220H161ZM163 219H164V221H163ZM9 220V221H8ZM50 220V221H49ZM54 220V221H53ZM74 220H75V218H74ZM168 220V221H167ZM49 221V222H48ZM148 221V220H147ZM23 222V223H22ZM166 222H168V223H166ZM23 225H22V224ZM75 223V222H74ZM164 223V224H163ZM2 224V225H1ZM20 224H21V226H20ZM151 224H150V226H151ZM156 224L158 225V227L156 226ZM179 224V225H178ZM6 225V226H5ZM19 225V226H18ZM4 226V227H3ZM75 226H77V225H75L74 224V227ZM79 227H81V225H78ZM191 227H192V225H191ZM49 228V230H47ZM52 228H55V231L54 230H52ZM73 228V229H72ZM150 228V227H149ZM193 228V227H192ZM198 229H196V231H197ZM182 231V232H181ZM194 230V228H193V230L191 231V233H189L190 235H192L190 238L191 239H189L190 240V242H192L191 244H193V246H195L194 248H193V246H192V251H191V253H196L197 251V253L195 254V260L193 261V262H195L196 264H206L207 262H208V253H209V249H210V253L211 254H213L212 255V257H211V261H213L214 259H216V260H218V252H216V250H214L215 249V247H214V244L216 245V247H217V249L218 250H222V251H224V249L225 248H223V247H226V249L228 248V246H229V239H228V237H226L227 239L226 240H224L223 238H222V236H221V238L219 237V241L217 242V239L218 238H216V237H212V236H209L207 239H210V241H208L207 239H205V242L203 241L204 240V238H203V235H202V233H201V230H198L197 232ZM18 232V231H17ZM16 232V233H17ZM32 232H33V229H27V231H25L24 232V237L22 236V234H21V236H18L17 234H20V232H18L17 234H13V236H16V238H14L13 239V237H12V235H9V237L7 236L6 237V239H9L8 241V244H7V247L9 246L10 247V249L8 248V250L10 251V254L9 255H11L10 257H12L14 254L16 255H14L13 257L14 258H18V259H20V258H25V259H29V260H31L32 259V261H27L26 260V262H25V264H38V263H48V264H55L54 262H52V261H48V260H50V259H48L47 258V256L45 257V255H48V253L47 252H41V254L39 253V252H37L36 251V249H37V247L35 246V245H33V246H31V244L28 246V245H26L27 243L26 242H28V239L27 238H29V236L30 235H32ZM40 232H39V234H35V236L33 237V238H35V237H37L38 235H41L40 234ZM196 233L195 234V236H194V233ZM29 235V236H27V235ZM199 236H198V235ZM205 234H206V232H205ZM46 235V236H45ZM80 235V234H79ZM207 235V234H206ZM18 236V237H17ZM171 236V237H170ZM196 236H197V238H196ZM208 236V235H207ZM21 237V238H20ZM200 237V238H199ZM192 238H193V240H192ZM12 239V240H11ZM24 241H23V240ZM26 239H27V241H26ZM64 238H62L61 240H63ZM201 239H203V240H200ZM214 240V241H212V240ZM14 240V241H13ZM17 240V241H16ZM21 242H20V241ZM187 240V239H186ZM192 240V241H191ZM11 241H12V243H11ZM26 241V242H25ZM138 241H142V242H144L145 244H146V242L148 243L149 242V240H148V238L147 237H145L144 239H142V238H139L138 239ZM160 241V242H159ZM200 241V243H198ZM17 242L19 243H21V245H20V249L17 247V251H18V255L16 254V252H15V248H16V246L14 247V246H12L11 247V245L12 244H17ZM23 242V243H22ZM189 242V243H190ZM197 242V243H196ZM204 242V243H203ZM211 242V243H210ZM217 244H216V243ZM34 243H36V242H34ZM139 243V242H138ZM155 243H158V244H160L161 243V245H156V254H154V256H151L150 258H148V260L147 261H145V262H143L142 264H155V263H159V262H161V260L163 261V259H166L167 257H170V256H174L175 255V257H177V255L179 256V257H177L178 259H179V261H180V264H185L186 263V261H187V259H188V255H191V254H188V253H186L185 252V249H184V251L182 252L181 250H175V252H174V250L172 251V250H168V248H166L167 246L165 245V243L166 242H164V244H163V241H162V239L160 238V240H158V239H156L155 240V242H153V244H155ZM202 243V244H201ZM207 243V244H206ZM214 243V244H213ZM150 244H152L151 242H150ZM153 244H152V246H153ZM195 244V245H194ZM197 244H200V245H197ZM26 245V246H25ZM84 244H81V246H83ZM90 245L92 246V247H94L95 248V246H97L96 244H94V243H90ZM165 247H164V246ZM201 245H203V246H206L207 245V247H208V245H209V248L207 249V247H203V246H201ZM23 246H25V247H23ZM28 246V247H27ZM159 246V247H158ZM163 246V247H162ZM198 246V248H196ZM201 248H200V247ZM220 246V247H219ZM223 246V247H222ZM246 246H247V248H251L252 246H253V243H246ZM14 247V248H13ZM29 247H31V249L29 248ZM211 247H212V250H211ZM22 248V249H21ZM82 248V247H81ZM162 248V249H161ZM214 248V249H213ZM15 249V250H14ZM25 249H28L27 251L25 250ZM31 250V252H30V250ZM34 250V252H32L33 250ZM12 250L14 251L13 253H12ZM23 250V251H22ZM92 250V249H91ZM199 250H201V251H199ZM213 250L216 252V253H213ZM24 251H26V252H24ZM37 253H39L40 255H39V257H37L38 256V254H36V252ZM158 251V252H157ZM179 251H180V253H179ZM51 253L53 252V251H50ZM72 250H71V252H66L65 254H63L64 256L63 257H65V258H67V262L66 263H64V264H67L68 262V264H88V263H91V262H88L86 259H85V261H83V260H81V261H79L80 259H78V256H79V258L83 255V251L81 252V254H76V252H77V250L75 251V253L74 254H72ZM24 253V254H23ZM26 253V254H25ZM29 253V254H28ZM31 253H35V255H33L32 256V254ZM54 253V252H53ZM198 253H200V254H204V255H206V257H207V259H206V261H205V263H200L199 261H198ZM2 254V253H1ZM8 254L6 255V256H8ZM31 254V255H30ZM43 254H44V256H43ZM50 254V253H49ZM215 254V255H214ZM217 254V255H216ZM187 255V256H186ZM2 255H0V264H5L4 262H3V260H2V257H1ZM20 256V257H19ZM25 256V257H24ZM27 256H28V258H27ZM32 256V257H31ZM43 258H42V257ZM68 256V257H67ZM160 256V257H159ZM186 256V257H185ZM215 256V257H214ZM9 257V256H8ZM35 257L36 258H38V259H35ZM47 258L46 260L47 261H43V260H39L40 258H42V259H45V258ZM201 258H203V256L202 257H200V260H201ZM36 261H35V260ZM55 259V258H54ZM58 259V258H57ZM34 260V261H33ZM59 260V259H58ZM87 261V262H86ZM91 261V260H90ZM189 261L192 263V258H189ZM201 261H203V260H201ZM230 261H232V260H230ZM229 261V262H230ZM71 262V263H70ZM228 262V263H229ZM232 263V262H231ZM230 264V263H229Z\"/></svg>", "mask_w": 264, "mask_h": 264}, {"label": "water", "instance_id": "3", "mask_svg": "<svg viewBox=\"0 0 264 264\" xmlns=\"http://www.w3.org/2000/svg\"><path fill=\"white\" fill-rule=\"evenodd\" d=\"M215 1V0H212ZM216 1H220V3L228 10L230 11H234V12H242L246 9L249 0H216ZM142 31L143 28L142 26H137L135 28V33L137 36H141L142 35ZM126 70L128 69L127 67H125ZM252 109L257 110L258 106L255 102H251V106L247 109L248 112H251ZM118 128V124L115 123L114 126L111 128L112 130H116ZM15 160L13 159V162ZM188 213H191V208H188ZM201 260H203V258H201ZM156 264H177L176 260L174 259V257H169L167 259H165L162 262L156 263Z\"/></svg>", "mask_w": 264, "mask_h": 264}]
</instances>
